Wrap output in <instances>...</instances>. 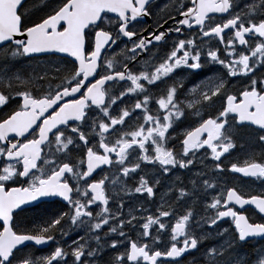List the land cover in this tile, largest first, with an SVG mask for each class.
I'll return each instance as SVG.
<instances>
[{
  "label": "snow or ice",
  "instance_id": "6c2138e0",
  "mask_svg": "<svg viewBox=\"0 0 264 264\" xmlns=\"http://www.w3.org/2000/svg\"><path fill=\"white\" fill-rule=\"evenodd\" d=\"M189 2L174 0L180 19L167 12L154 30L138 32L136 25L153 15V0H39L34 11L41 15L30 23L20 12L24 0H0V110L16 104L0 115V264H100L106 249L118 248L123 251L103 264H264V246L241 252L250 240H264V189L244 192L219 179L226 170L222 157L246 134L262 150L246 152L227 171L264 184V0H251L243 8L238 0ZM169 20L174 26L165 28ZM185 28L192 36L180 38ZM172 33L177 36L169 43ZM204 38H217L223 49L209 45L205 50ZM120 42L124 59L117 62L115 54L106 53ZM142 53L149 56L141 63ZM38 54L71 59L16 67ZM206 64L220 65L224 72L199 83L186 80L199 76ZM236 77L248 82L230 93L228 78ZM152 88L159 91L153 94ZM132 96L134 105L116 110L118 102ZM217 100L222 101L218 115L203 118L202 109ZM153 101L158 106L154 114ZM136 110L143 122L137 114L129 126ZM188 114L199 120L183 136L178 153L169 147L167 134ZM201 149L210 150L216 162L212 178L198 172L189 178V187L177 177L168 189L171 196L165 193L153 214L137 215L132 209L125 216L122 198L112 208L116 197L109 181L113 186L120 182L128 195L134 191L154 199L160 178L141 175L137 186L127 189L120 176L146 166L164 177L173 169L190 170ZM73 151L80 156L75 163ZM102 166L119 175L92 179ZM209 190L215 193L210 201ZM48 197L59 198L67 210L22 230L15 220L18 212ZM201 203L204 215L197 220ZM180 205L184 210L177 212ZM246 206L259 221L241 211ZM140 211L147 209L141 205ZM229 220L231 225L221 228ZM72 228L86 235L56 244L47 255L24 251L26 242H55L57 233L68 237ZM213 235L217 242L203 247ZM186 256L191 259L185 261Z\"/></svg>",
  "mask_w": 264,
  "mask_h": 264
},
{
  "label": "flooded vegetation",
  "instance_id": "af4514ba",
  "mask_svg": "<svg viewBox=\"0 0 264 264\" xmlns=\"http://www.w3.org/2000/svg\"><path fill=\"white\" fill-rule=\"evenodd\" d=\"M39 0H25L23 3V7L20 9L21 13H24L25 15V22L30 23L33 20H36L41 15V12L39 10L34 11V6L38 4ZM186 2H189V0H186ZM174 0H153V15L147 18H144L141 23L136 25V30L138 32H142L143 29H148L149 31L154 30L156 28V21L160 20L163 22V19H167V12H172L173 15H176L175 11L173 10ZM245 3H251V0H238L239 8H243ZM167 5V8L164 12L161 11V8H164ZM190 6V2H189ZM239 10V9H237ZM29 13H32L29 15ZM111 15V14H110ZM178 15H176V19H180ZM216 22H222L219 19L216 20ZM174 21L169 20L168 24H166L164 27H173ZM227 31V30H226ZM144 35H147V32H143ZM176 33H172V35L169 38V43H171L172 38L176 37ZM185 36L191 37L192 32L188 29H184L183 35L180 36V38H184ZM126 39V38H125ZM206 43L202 45V47L207 50V47L211 45L212 47L219 46L221 49H223V45H219L217 38H212L209 40L208 38H204ZM197 43H200L199 39H197ZM128 47H131L130 44H128ZM239 47V46H238ZM125 49V44L123 42L118 43L116 46H113V48H110L108 52L106 53V56H113L115 54V58L117 62H120L124 59L120 53L122 50ZM157 49H153V52H155ZM160 54L163 55L165 51L164 46L159 47ZM223 55V52L221 53ZM149 56V53H142L140 57H138V60L142 63L147 57ZM67 58L56 56V55H43V56H37L34 59H27L24 58L22 61L18 62L17 64H37L41 63L44 60H49L52 62L60 63L63 60ZM70 60V59H68ZM224 72V69L221 68L220 65H208L206 64L204 69L201 70L199 76H192L187 77V79H195L197 83L200 82V80L204 79L205 76H219ZM229 84H228V91L230 93H237L240 89H242L245 84L248 82L246 78L244 77H236V78H228ZM191 87V85H189ZM160 88H163V85H160ZM152 93L155 94L159 91L157 88L151 89ZM118 94V93H117ZM142 99V97H140ZM19 99V98H17ZM135 96L132 97H126L124 99V102L121 104L118 102V105L115 106L116 110L118 111L119 108H123L125 106H132L135 103ZM180 99H184V93H181ZM221 100H217L215 104L211 107H206L202 109V116L203 118H208L209 116H216L218 115V111L221 107ZM16 104L15 101L11 102L7 108H4L0 110V115H4L11 109L15 108ZM149 108L151 109L152 113L154 114L156 110L158 109V106L154 104V101L149 104ZM115 114V113H114ZM137 114L140 115V122L142 121V113H140V110H136V114L133 115V117L128 121L129 126L133 125L136 121ZM230 119V118H229ZM199 117H194L191 114L186 115L184 118H182L180 121H177L173 124V127L170 128L169 133L167 134L169 136V147L174 148L178 153L182 151V139L183 136L186 134L188 130H190L191 127L195 126L194 121H198ZM122 127V126H117ZM86 131L90 132L91 129L88 128ZM254 135V134H253ZM31 138V137H29ZM243 143L245 146L243 149H241L240 144ZM261 146L256 143L255 147H252L251 145L245 143V141H242L241 139L238 140L237 148L232 151V153L225 154L224 157H222V165L225 167V173L222 177H220V183L223 184L225 181L227 183V186H232L239 188L240 190L244 192L253 191V192H259L262 189H264V184H261L259 181L253 182L252 178L243 177L240 174H234L227 171V168L230 167V164L232 162H236L238 158L242 159L245 156L246 152L255 151L259 153L261 151ZM47 151V149H45ZM137 153H133L131 156V160L135 161ZM200 159L197 157L194 161V166L191 167V169H173L170 174L167 177H164L162 175H159L155 168L152 166H146L142 168L141 170H138L137 173L132 174L130 177H123L120 176L121 182H123L124 187L127 189H134L135 186H137L139 182V178L141 175H144L146 178L154 180L155 178H160L161 183L160 185L156 186L155 192V198L149 199L147 198L146 194L144 196H141L140 194L132 192L131 195L126 194L124 191L121 190V183L118 182L115 186L111 184L109 181V191L112 193L113 196L116 197L114 202H111V206L113 209H115L121 202V198L123 199L124 207L122 209V212L125 216H127L128 211L132 209H136L137 215H144L147 211L141 212V205H143L144 209H152L153 211H156L157 207L161 204L160 202V194L164 190H168L170 186H173L175 183H178L177 177H179L181 180L184 181L185 184H187L189 187H191L189 183V178L194 176L198 172H205L207 173V176L209 178L213 177L214 174V165L215 161L211 160V154L210 150L201 149L199 151ZM70 156L72 158V162L75 163L79 158V152L73 151L70 153ZM113 173H117V170L115 168H109V166H102V169H98L97 172L94 174L92 179H99L105 174L112 176ZM219 191V188L217 189ZM215 195V193H212L211 190H209L208 200L210 201L212 196ZM175 206V205H174ZM198 209L201 211L198 213V218L200 219V216H202L203 210H202V204L197 205ZM61 210H67V208L64 205V202L61 201L59 198L55 197H48V198H41V202H33L30 205L24 206V211L18 212V215L16 216L15 220L16 223L21 227L22 230L30 229L33 224L38 223L42 218L51 217L53 214H58ZM183 205H180L176 207L177 212L183 211ZM245 214L252 217L253 220L259 221V217L257 215H253V211L250 207H247L243 210ZM147 215V214H145ZM197 219V220H199ZM227 222H231L230 220ZM70 235L68 237L60 238L59 234L57 233V240L55 242H49L45 245L35 246L32 242H26L27 248L24 249V251H31L34 252L37 255H47L55 246L56 244L60 243L63 245L71 244L72 240H77L81 236H85L86 232L82 229H75L72 228L69 230ZM107 227L104 228V231L101 234V236L104 235L105 232H107ZM126 232H129V229L125 228ZM130 235L135 238L136 233L131 232ZM113 238H117L115 234H113ZM208 240V239H207ZM264 245V240L262 241H252L250 243H247L244 245L246 249L249 248H260ZM203 247H206V245L203 243ZM119 251H123V248H118L116 250L112 249H106L103 254V259L100 262V264H103V260H108L110 257L115 256ZM22 253H18L20 255ZM193 256H198L199 253L193 252ZM191 257L186 256L184 258L185 261L190 260ZM69 264H71V261H69ZM183 264V261H182Z\"/></svg>",
  "mask_w": 264,
  "mask_h": 264
},
{
  "label": "rangeland",
  "instance_id": "374dc122",
  "mask_svg": "<svg viewBox=\"0 0 264 264\" xmlns=\"http://www.w3.org/2000/svg\"><path fill=\"white\" fill-rule=\"evenodd\" d=\"M48 62H49V60H44V61L41 62L40 64H42V65H46V64H48ZM55 63H56V62H55ZM28 65H35V63H34V64H17L16 67H18V68H20V69L27 70ZM241 140H242V141H245V143L247 142V144L251 145L252 147H255V146H256V142H255V140H254L251 136H249V135H246V134H245V135L242 137ZM196 157H197L198 159H200L199 152L196 154ZM196 157H195V158H196ZM165 193H168V195L171 196V193H169L168 190H164L163 192H161V194H160V202H161V203H162L161 197L164 196ZM173 200H174V197H173ZM201 204H202V203H201ZM202 210H203V204H202ZM129 211H130V210H129ZM129 211H128V213H129ZM196 211L199 212V211H201V209L199 210L198 207L196 206ZM155 212H156V211H153L152 209H147V212H146L145 214L148 215V214H153V213H155ZM145 214H144V215H145ZM202 215H204V212L202 213ZM145 216H146V215H145ZM196 218L199 219V218H198V215H197ZM230 225H231V222H226V223L221 224V228L229 227ZM204 227H205V229H207V226H206V225H205ZM153 234H155V232H153ZM216 242H217V241H216V239H215V237H214V235H213L212 237H209L208 240H205L203 243L206 245V247H209V246L215 244ZM263 246H264V245H263ZM258 249H259V248L254 249V250H258ZM241 252H242V253H245V252H248V250L245 249L244 246H243V248L241 249ZM248 253H249V252H248Z\"/></svg>",
  "mask_w": 264,
  "mask_h": 264
},
{
  "label": "water",
  "instance_id": "95a60500",
  "mask_svg": "<svg viewBox=\"0 0 264 264\" xmlns=\"http://www.w3.org/2000/svg\"><path fill=\"white\" fill-rule=\"evenodd\" d=\"M25 1V0H24ZM39 55H48V54H38L37 56H39ZM56 55H60V56H64V57H66L65 56V54H56ZM68 58H70V57H68ZM71 59V58H70Z\"/></svg>",
  "mask_w": 264,
  "mask_h": 264
}]
</instances>
